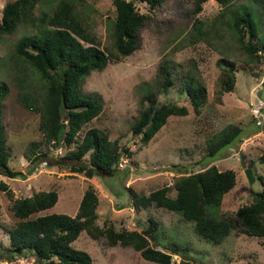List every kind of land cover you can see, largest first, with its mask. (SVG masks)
Masks as SVG:
<instances>
[{
	"label": "rangeland",
	"instance_id": "1",
	"mask_svg": "<svg viewBox=\"0 0 264 264\" xmlns=\"http://www.w3.org/2000/svg\"><path fill=\"white\" fill-rule=\"evenodd\" d=\"M8 1L0 0V18ZM59 1L39 0L36 15L52 12ZM73 4L79 20L97 36L101 48H111L110 30L116 18L114 0H73ZM136 6L149 16L138 32L139 48L119 62L111 61L103 71H93L83 84L86 93L102 97L104 110L81 134L90 127H97L131 152L122 157L118 171L112 176L89 178L71 171V162L65 159L68 149H54L48 143L41 149L50 150L51 158L37 167L30 166L25 157L29 145L43 137L39 129L40 113L26 107L20 93L28 92L33 99H41L45 88L32 66L14 54V48L26 32L36 33L37 28L23 25L11 35L0 36V84L6 83L9 89L3 103V122L12 150L9 164L28 174L25 179L0 175V182L5 181L12 190V195L0 191V253L10 246L9 229L17 221L12 212L16 198L56 190L59 193L57 204L41 214L74 216L85 190L92 186L99 195L97 224L100 227L109 223L117 230L141 231L148 228L153 217L159 227L156 239L150 243L172 253V264H264V239L232 229L221 243H214L200 236L195 222L185 220L178 211L158 207L155 202L136 209L131 196L132 191L148 195L172 185L182 174L198 172L211 165L220 170L232 169L237 175L236 185L225 194L219 208L210 209L213 217L220 218L234 216L239 207L252 201L253 192L264 188L260 177L264 178L263 65L249 59L225 24L231 17L230 11L247 7L253 11L264 35V10L253 0H237L227 11L216 0H208L199 14L193 13V0H164L154 9L142 2H137ZM197 18L204 21L208 32L203 39L193 33ZM222 58L233 60L238 66L236 87L231 92L221 89L225 75L219 65ZM163 62H171L169 70L175 79L166 92L158 78ZM191 72L208 88V101L200 114L189 105L185 89L183 76ZM153 91L158 105L185 104L190 113L170 116L150 143L144 145L141 137L133 134V125L141 111L142 96ZM231 124L243 127L242 138L217 155H210L209 141ZM243 162L246 165L243 166ZM246 167L254 171V182L247 179ZM175 194L172 190L171 195ZM73 246L87 251L93 264H159L143 258L133 247L111 246L106 237L93 239L86 231ZM0 264L49 262L36 261L33 255L24 253L12 262L4 260Z\"/></svg>",
	"mask_w": 264,
	"mask_h": 264
},
{
	"label": "trees",
	"instance_id": "2",
	"mask_svg": "<svg viewBox=\"0 0 264 264\" xmlns=\"http://www.w3.org/2000/svg\"><path fill=\"white\" fill-rule=\"evenodd\" d=\"M163 1L114 0L116 18L110 30L112 46L105 49L101 48L97 36L79 20L73 0H60L52 12H42L40 15H36L39 0H10L5 4L0 18V36L11 35L23 25L37 28L36 33L26 32L14 48V54L32 66L45 88L41 99H33L28 92L20 93L24 105L40 113L39 129L43 137L29 145L25 157L30 166L37 167L51 158L50 150L41 149L48 143L54 149H68L65 159L71 162L70 169L73 172L85 174L89 178L116 174L122 157L126 152L129 155L131 152L97 127H90L81 134L104 110L102 97L97 93H86L83 84L93 71H103L111 61L119 62L139 48L138 32L149 16L141 13L136 3H146L154 9ZM207 1L193 0V13L202 12ZM216 1L227 11L237 0ZM253 1L264 10V0ZM230 14L231 17L224 20L225 24L234 33L249 59L263 65L264 87V35L254 13L242 7L230 11ZM193 33L198 39L207 36L203 20H195ZM171 65V62H163L158 70L160 87L165 92L175 81L169 70ZM219 65L225 72L221 89L231 92L236 87L237 63L222 58ZM255 75L258 76L257 73ZM183 79L189 105L196 114H200L208 101V88L195 78L193 72L183 76ZM8 92V85L0 84V175L25 179L28 175L26 172L15 170L9 164L12 150L3 122V103ZM154 92L142 96L141 111L133 125V134L140 136L144 145L150 143L170 116H186L190 113L189 106L185 104L158 105ZM243 131L240 125L227 126L209 141L210 155H217L223 148L241 139ZM260 177L264 185V178ZM236 181L234 170H220L211 165L198 172L182 174L172 185H165L148 195L132 191L131 196L136 209L146 208L155 202L158 207L178 211L185 220L195 222L196 232L200 236L214 243H221L232 229L264 239V188L253 192L252 201L239 207L234 216H212L210 209L222 205L225 194L234 188ZM172 190H175V196L171 195ZM0 191L12 195L5 181L0 182ZM58 200L59 193L56 190H42L13 201L12 212L17 221L9 229L10 246L0 253V261L12 262L28 253L36 261H47L49 264H93V258L87 251L73 246L79 235L86 231L93 239L106 237L111 246L120 244L133 247L149 261L172 264V253L159 250L150 243L156 239L159 227V222L153 217L148 228L141 231L117 230L109 223L100 227L97 224L99 195L92 186L85 190L74 216L41 214L53 208Z\"/></svg>",
	"mask_w": 264,
	"mask_h": 264
},
{
	"label": "water",
	"instance_id": "3",
	"mask_svg": "<svg viewBox=\"0 0 264 264\" xmlns=\"http://www.w3.org/2000/svg\"><path fill=\"white\" fill-rule=\"evenodd\" d=\"M242 164H243V166L246 165L245 162H243ZM245 174H246L249 182H254L256 180V175L254 174V171L252 170V168L246 167Z\"/></svg>",
	"mask_w": 264,
	"mask_h": 264
}]
</instances>
